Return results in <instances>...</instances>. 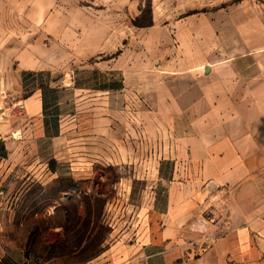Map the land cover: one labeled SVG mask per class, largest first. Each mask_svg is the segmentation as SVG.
<instances>
[{
    "label": "crops",
    "instance_id": "crops-1",
    "mask_svg": "<svg viewBox=\"0 0 264 264\" xmlns=\"http://www.w3.org/2000/svg\"><path fill=\"white\" fill-rule=\"evenodd\" d=\"M103 1L107 10L55 12L53 22L41 7L24 32L0 11L12 20L0 22V176L23 184L0 188V210L66 162L76 198L134 210L123 229L110 223L119 233L104 263L264 264V0H155L148 28L127 23L130 0ZM186 9L197 12L176 21ZM114 36L116 60L104 61ZM127 95L134 117L124 104L111 119L109 98ZM136 181L140 199L128 202Z\"/></svg>",
    "mask_w": 264,
    "mask_h": 264
},
{
    "label": "rangeland",
    "instance_id": "rangeland-1",
    "mask_svg": "<svg viewBox=\"0 0 264 264\" xmlns=\"http://www.w3.org/2000/svg\"><path fill=\"white\" fill-rule=\"evenodd\" d=\"M257 4L262 5V3ZM41 7L45 8L47 13V22H53L55 12L84 10L99 13L107 10V4L103 0H0V11L9 10L14 13L13 21L10 18L7 20L1 18L0 22L9 23L12 21L17 32H24L26 28L36 26L37 17L35 16L41 10ZM22 11L30 14V21L29 19H21L20 13ZM126 11L127 14L130 13V15L128 14L130 19H127V23L133 21L142 28H148L153 25L155 0H135V2L130 0L127 2ZM179 12L176 21L182 20L183 17L188 16L187 14H195L197 10L186 9L179 10ZM48 16H51L52 19H48ZM162 21L164 20H161L158 25H162L164 23ZM119 25H123L120 20ZM124 26L129 25L125 24ZM137 35L140 36V34ZM95 37L103 38L105 36ZM150 37L148 31H142L141 38L143 41ZM50 39L51 36L47 34V44ZM126 41L125 56L128 62L133 56L132 51L130 52L127 49L128 45L132 46L133 44V35L126 34L124 42ZM110 42L107 55L95 56L90 63H98L101 61L100 57L104 56L102 58L104 61L114 58L116 60L118 52L114 51L112 45L114 42L116 43V36L110 39ZM120 42H123L121 38ZM103 45L105 46L106 43L104 42ZM48 79L51 80L49 77ZM72 95L73 93L69 90L61 92L63 109L67 114L75 112L73 109L77 99H73ZM78 101L76 104L80 108L79 110L84 111L87 109L85 103L80 104L81 100ZM108 101L111 119L117 117L118 106L121 107L124 104L127 109L125 116L127 121L134 117V99L132 96L127 95L126 98L111 96ZM95 103L96 101L94 102L96 106ZM99 106L101 105L99 104ZM79 114L84 115L85 112ZM96 121H99V119ZM47 150L48 156L52 152L48 144ZM49 166V169L52 170L46 172L40 186L30 183L34 191L21 195V201L13 210H0V264H108L104 263L106 257L102 253L118 239L119 233L118 229L112 232L110 223L119 222L123 229L128 226L134 215V210L127 211L124 206H121L120 209L119 207L115 208V206L107 210L105 201L102 198L95 197L88 200L89 202L83 196L80 199L76 198L71 188L69 164L56 162L50 163ZM4 171L5 165H3L1 172ZM19 171H21V168ZM126 175H129V173L126 172ZM115 182L117 180L113 177L106 181V184ZM88 184H91V182H80L82 188H85ZM22 185V181L16 177H6L5 173L0 176L1 189L7 187L19 188ZM42 185L46 189L45 193L37 196L35 190ZM144 185L145 183L139 181L131 185V193L127 196L128 202L140 199L139 193ZM111 197L115 198V202L118 200L116 195H111ZM83 202H86V206H81ZM88 208L92 211L90 215L89 210L87 211ZM76 211H78L81 218L76 215ZM129 232H132V227Z\"/></svg>",
    "mask_w": 264,
    "mask_h": 264
},
{
    "label": "trees",
    "instance_id": "trees-1",
    "mask_svg": "<svg viewBox=\"0 0 264 264\" xmlns=\"http://www.w3.org/2000/svg\"><path fill=\"white\" fill-rule=\"evenodd\" d=\"M83 197H84L85 199H87V201L92 199V198L89 197V196H84V195H83ZM81 198H82V197H81ZM88 202H89V201H88ZM88 202H87V203H88ZM90 203H91V202H90ZM84 205L86 206V202L81 203V206H84ZM78 210H79V209H78ZM88 210H89V211H88ZM87 211L89 212V215H90L91 212H92L90 208H88ZM76 215H78V217L81 218V216H80V214L78 213V211H76Z\"/></svg>",
    "mask_w": 264,
    "mask_h": 264
}]
</instances>
